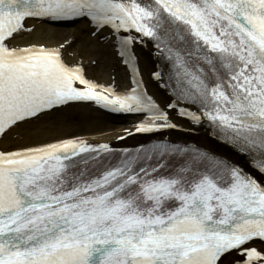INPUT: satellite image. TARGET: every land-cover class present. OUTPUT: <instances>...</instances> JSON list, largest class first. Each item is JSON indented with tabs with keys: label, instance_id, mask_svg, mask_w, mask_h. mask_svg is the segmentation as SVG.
Wrapping results in <instances>:
<instances>
[{
	"label": "snow or ice",
	"instance_id": "obj_1",
	"mask_svg": "<svg viewBox=\"0 0 264 264\" xmlns=\"http://www.w3.org/2000/svg\"><path fill=\"white\" fill-rule=\"evenodd\" d=\"M76 26L125 90L47 42ZM88 107L148 141L61 135ZM0 264H264V0H0Z\"/></svg>",
	"mask_w": 264,
	"mask_h": 264
},
{
	"label": "bare ground",
	"instance_id": "obj_2",
	"mask_svg": "<svg viewBox=\"0 0 264 264\" xmlns=\"http://www.w3.org/2000/svg\"><path fill=\"white\" fill-rule=\"evenodd\" d=\"M44 31L48 33L47 42L50 44H57L56 42L53 43V41L64 37L66 34H72L71 39L75 40L76 43L71 51L76 54L77 57L82 56L85 60L92 58L91 60H95L97 62L92 64L88 63L89 61H85L86 64H88V74L90 77L104 84L110 82L115 83L120 91H123L127 88L129 82V74L127 70L119 63L110 50L105 49L98 44L97 46H93L92 43L87 40V37H85L86 30L83 28V26H80L74 32L71 30H52L49 28L45 29ZM20 42L24 43L26 41L22 40ZM138 55L140 57L141 70L144 73L145 80L148 84L149 93L157 99V102H162L164 99L162 91L154 82L150 80L149 77V72L154 66L153 58L146 54V51H139ZM113 77H115V80L112 79ZM77 111L80 116L88 120L84 126V129L88 131V134H84L82 136L89 138L90 142L92 143L107 142L111 143L113 146L124 148L136 147L144 143V139L138 137L137 135L128 137L124 141H120L118 139V136L124 133L125 129L132 127V125L135 123L136 118L134 117L120 115L117 120L123 122L127 121L128 124L126 126H110L106 123V121L111 120L116 114L106 113L103 110L92 107L79 109ZM180 136H190L195 141H201L203 137L206 136V133L202 128L194 129L191 133H172L173 139L179 138Z\"/></svg>",
	"mask_w": 264,
	"mask_h": 264
},
{
	"label": "rangeland",
	"instance_id": "obj_3",
	"mask_svg": "<svg viewBox=\"0 0 264 264\" xmlns=\"http://www.w3.org/2000/svg\"><path fill=\"white\" fill-rule=\"evenodd\" d=\"M80 26H76L73 28H58V29H62V30H71L72 32L76 31ZM49 29L54 30L55 28H51L49 27ZM72 34H66L64 37L57 39L54 42L59 43L65 39H71ZM86 37V35H85ZM50 39V38H48ZM93 46H97V44H92ZM77 47V46H76ZM92 58H88L85 61H90ZM109 74V73H108ZM80 115V114H79ZM116 119V120H114ZM86 122H88V120H86L85 118H83L82 116H80L79 119H74V120H70V121H65L62 125H61V129H60V134L63 135H71V134H76V135H84V134H88V131H86L84 129V126L86 125ZM106 123L110 126H118L121 125L123 123V121H119L117 120V118H112L111 120L106 121Z\"/></svg>",
	"mask_w": 264,
	"mask_h": 264
}]
</instances>
